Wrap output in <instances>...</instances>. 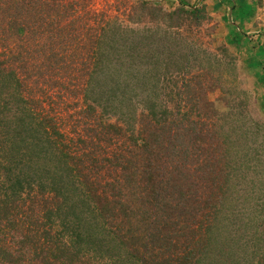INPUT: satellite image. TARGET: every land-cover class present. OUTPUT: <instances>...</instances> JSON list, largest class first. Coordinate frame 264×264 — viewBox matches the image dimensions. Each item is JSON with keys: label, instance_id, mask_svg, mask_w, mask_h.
Here are the masks:
<instances>
[{"label": "trees", "instance_id": "trees-1", "mask_svg": "<svg viewBox=\"0 0 264 264\" xmlns=\"http://www.w3.org/2000/svg\"><path fill=\"white\" fill-rule=\"evenodd\" d=\"M182 1H138L129 20L205 21ZM85 15L77 0H0V264H264L235 141L218 143L224 115L186 77L192 43L155 26L96 36ZM52 93L82 96L64 131Z\"/></svg>", "mask_w": 264, "mask_h": 264}, {"label": "rangeland", "instance_id": "rangeland-1", "mask_svg": "<svg viewBox=\"0 0 264 264\" xmlns=\"http://www.w3.org/2000/svg\"><path fill=\"white\" fill-rule=\"evenodd\" d=\"M138 1L141 0H77V3L86 12L85 16L93 22V26H96V36H99L103 28L118 24L128 32L135 28L136 33L141 32L144 26H155L162 37L170 31L175 43H192L193 56H189L190 73L186 77H191L193 87L204 93L205 101L207 100L204 103L206 113L211 116L217 111V114L224 115L220 119L223 127L220 129L218 143L222 145L227 139L229 142L235 141L234 150L236 147L238 151L235 156L240 157V160L233 159L231 164L237 168L236 171L248 173L245 184H249L253 190L251 204L256 209H261L260 213L253 216V220L259 225V220L264 221V0H243L248 4V10L237 0H184L188 5H204L206 9L205 21L191 28H168L161 22L132 23L129 16L141 11ZM142 1L150 7L158 5L166 12L172 11L178 3L183 2ZM89 39L84 41L88 42ZM105 40L108 41L106 38ZM182 48L184 50L183 46ZM202 64L207 67V72L205 69L203 72L200 70ZM166 84V80L160 84L161 93L169 88H163ZM170 85L173 93L182 88L179 80ZM157 91L159 94V89ZM48 100L45 108L49 110L62 99L52 93ZM65 100L58 107L61 109L60 115L65 117L64 126H60L62 131L68 127V122L70 125L72 122L67 118L66 110L81 115L77 110L82 96L80 94ZM97 110L98 113H103L100 108ZM103 118L116 122V116L110 113H103ZM118 122L122 125V122ZM228 155L231 156V153L227 154V158ZM227 158L223 160L224 171L230 166L227 165ZM217 170L219 168L215 169ZM245 184L240 181L241 186ZM240 203L242 204L241 201ZM257 230L264 235V224L259 225ZM261 244L264 245L263 242Z\"/></svg>", "mask_w": 264, "mask_h": 264}, {"label": "crops", "instance_id": "crops-1", "mask_svg": "<svg viewBox=\"0 0 264 264\" xmlns=\"http://www.w3.org/2000/svg\"><path fill=\"white\" fill-rule=\"evenodd\" d=\"M236 1V0H235ZM237 2L239 3L240 2V4L242 5V6H244V7H247L246 9L248 10L249 9V7H248V4L245 2V1H243V0H237ZM244 2H245V4H244ZM237 6H238V4H237ZM259 51V50H258ZM261 51V50H260Z\"/></svg>", "mask_w": 264, "mask_h": 264}]
</instances>
